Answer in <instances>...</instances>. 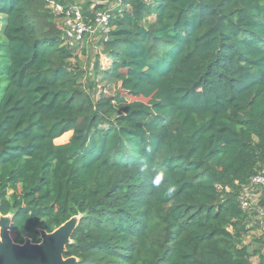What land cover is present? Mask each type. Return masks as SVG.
Masks as SVG:
<instances>
[{"label": "trees", "instance_id": "trees-1", "mask_svg": "<svg viewBox=\"0 0 264 264\" xmlns=\"http://www.w3.org/2000/svg\"><path fill=\"white\" fill-rule=\"evenodd\" d=\"M50 1L92 27L109 10L85 68ZM80 1L0 0L13 241L81 216L64 253L77 264L264 263V194L240 204L264 170V0Z\"/></svg>", "mask_w": 264, "mask_h": 264}, {"label": "water", "instance_id": "water-1", "mask_svg": "<svg viewBox=\"0 0 264 264\" xmlns=\"http://www.w3.org/2000/svg\"><path fill=\"white\" fill-rule=\"evenodd\" d=\"M13 215H0V264H77L75 257L65 258L66 247L81 216H75L60 227L47 233L38 229L39 242L25 238L17 244L11 238Z\"/></svg>", "mask_w": 264, "mask_h": 264}, {"label": "built area", "instance_id": "built-area-1", "mask_svg": "<svg viewBox=\"0 0 264 264\" xmlns=\"http://www.w3.org/2000/svg\"><path fill=\"white\" fill-rule=\"evenodd\" d=\"M124 1L116 0L115 6H119ZM50 8L56 14L64 12L63 34L69 46H81L87 33L98 31L101 34H106L109 31V10L97 14L95 26L92 27L86 24L82 13L76 6H69L63 11V7L60 4L50 1ZM251 185L254 186H250L246 190L244 197L240 199V204L243 209H247L256 203V197L258 196L256 191L264 194V170L252 178ZM261 216L264 217V209L261 210Z\"/></svg>", "mask_w": 264, "mask_h": 264}, {"label": "rangeland", "instance_id": "rangeland-1", "mask_svg": "<svg viewBox=\"0 0 264 264\" xmlns=\"http://www.w3.org/2000/svg\"><path fill=\"white\" fill-rule=\"evenodd\" d=\"M65 1L70 2V3H72V2L78 3L79 2V0H65ZM79 4H82V3H79ZM2 27H3V17L0 15V32L2 30ZM100 36H101V34L98 31H95L94 33H87L85 35L84 42L82 43V46H80L79 49H77V51L75 52L76 59L73 62H77V64L80 67L85 68L91 62L93 54L99 52V48L97 47V42L100 39ZM109 63H110L109 60L104 59V58H102L100 61L101 66H107ZM100 88L98 91H102V89H100ZM69 137H70V134H65L64 136H62L61 138L56 140V144L65 142L66 140H68ZM26 238H28V237H26ZM29 239H31V238H29ZM38 239H39V234H38ZM32 242H33V240H32ZM263 253H264V251H263ZM255 262L257 263L258 259H255Z\"/></svg>", "mask_w": 264, "mask_h": 264}, {"label": "clouds", "instance_id": "clouds-1", "mask_svg": "<svg viewBox=\"0 0 264 264\" xmlns=\"http://www.w3.org/2000/svg\"><path fill=\"white\" fill-rule=\"evenodd\" d=\"M163 179H164V173L163 172L157 173L156 176L153 177L152 183L155 187H159ZM174 192H175V187H169L167 189L168 196H172Z\"/></svg>", "mask_w": 264, "mask_h": 264}, {"label": "crops", "instance_id": "crops-1", "mask_svg": "<svg viewBox=\"0 0 264 264\" xmlns=\"http://www.w3.org/2000/svg\"><path fill=\"white\" fill-rule=\"evenodd\" d=\"M263 255H264V253H263ZM255 259H258L257 263L255 262ZM253 264H264V263L260 262V258L259 257H255L254 260H253Z\"/></svg>", "mask_w": 264, "mask_h": 264}]
</instances>
